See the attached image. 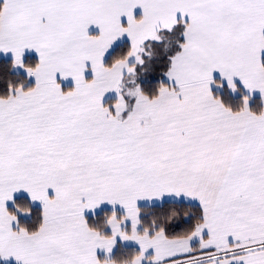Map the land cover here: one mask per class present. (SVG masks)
<instances>
[{
    "label": "snow or ice",
    "instance_id": "6c2138e0",
    "mask_svg": "<svg viewBox=\"0 0 264 264\" xmlns=\"http://www.w3.org/2000/svg\"><path fill=\"white\" fill-rule=\"evenodd\" d=\"M0 264H264V0H0Z\"/></svg>",
    "mask_w": 264,
    "mask_h": 264
}]
</instances>
